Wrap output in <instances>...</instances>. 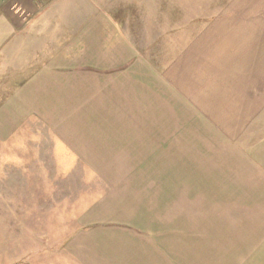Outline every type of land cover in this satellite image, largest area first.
Instances as JSON below:
<instances>
[{
    "label": "crops",
    "instance_id": "0c3cea01",
    "mask_svg": "<svg viewBox=\"0 0 264 264\" xmlns=\"http://www.w3.org/2000/svg\"><path fill=\"white\" fill-rule=\"evenodd\" d=\"M158 3L71 4L66 17L31 19L35 34L0 35V54L23 43L16 73L33 70L0 105V122L30 110L63 156L56 170L83 181L94 172L93 201L109 204L106 225L85 236L95 260L150 262L159 236L199 233L190 222L206 216L215 188L253 184L260 170L246 140L264 111V0L208 4L215 13L201 18L181 13L197 3ZM34 4H6L5 26ZM24 58L36 63L24 68ZM139 218L158 225L136 227Z\"/></svg>",
    "mask_w": 264,
    "mask_h": 264
},
{
    "label": "rangeland",
    "instance_id": "374dc122",
    "mask_svg": "<svg viewBox=\"0 0 264 264\" xmlns=\"http://www.w3.org/2000/svg\"><path fill=\"white\" fill-rule=\"evenodd\" d=\"M17 1L0 0V35L35 34V30L29 27L31 19L53 20L61 18V14L66 17L68 11L65 8L71 4L93 6L97 2L117 0ZM180 1L184 5L198 4L193 11L184 8L181 11L184 18L209 17L215 11L208 9V4L224 2L157 0L166 5L167 12L170 7L167 4L173 3L174 6ZM32 3L40 7L36 13L13 11L14 18L19 20L18 25L5 26L8 21L6 4L17 9L21 4L34 8ZM45 6L50 8L47 15L43 11ZM163 7L161 9H165ZM56 30V37L60 40L61 29L56 27ZM22 44L15 43L13 38L8 43L10 53L0 54V105L16 91L18 78L33 71L16 73L20 70L16 68L19 63L15 64L14 53ZM22 61L27 64L23 65L24 68L36 63L34 58ZM25 110L27 108L23 107L20 113L22 121L0 122V264H121L115 260H95V250L91 246L87 248L86 234L95 236L92 228L106 225L104 222L108 221L103 215L107 214L109 204L93 201L98 194V191L93 192L95 188L91 185L96 180L94 172L87 171V181H83L81 172L77 171L70 175V179H64L62 173L65 172L56 170L57 163L63 164V156L49 152L51 146L46 141L49 131L45 123L35 119L30 110ZM246 141L256 148L255 158L260 167L252 172L253 184L215 188L214 200L207 204L208 209H203L206 216L190 222L193 227H198L199 233L195 236L183 234L182 238L179 235L159 236L162 252L149 259L151 263L146 261L145 264H264V111L260 120L248 128ZM88 191L92 192V197H88ZM150 222L158 225L154 218ZM150 222L139 218L134 225L147 229Z\"/></svg>",
    "mask_w": 264,
    "mask_h": 264
}]
</instances>
